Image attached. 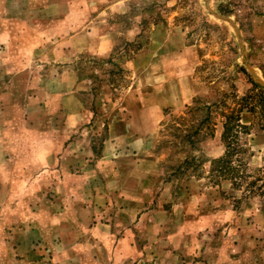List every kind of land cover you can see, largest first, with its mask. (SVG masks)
I'll return each mask as SVG.
<instances>
[{
	"label": "rangeland",
	"instance_id": "1",
	"mask_svg": "<svg viewBox=\"0 0 264 264\" xmlns=\"http://www.w3.org/2000/svg\"><path fill=\"white\" fill-rule=\"evenodd\" d=\"M250 76L264 87V0H0V264H134L138 237L158 263L177 249L181 264H264ZM196 100L222 104L190 112ZM241 108L243 177L215 183L185 161L223 157Z\"/></svg>",
	"mask_w": 264,
	"mask_h": 264
},
{
	"label": "trees",
	"instance_id": "2",
	"mask_svg": "<svg viewBox=\"0 0 264 264\" xmlns=\"http://www.w3.org/2000/svg\"><path fill=\"white\" fill-rule=\"evenodd\" d=\"M241 72H244L247 74L245 68L240 69ZM250 81L253 84V86L258 89L259 96L261 98V101L264 102V87L257 84L250 76ZM201 103L199 100L195 101V106L190 107L189 111H196L201 112L203 110L210 111L213 107H218L219 104H213V105H205V104H199ZM199 104V105H198ZM194 108V109H193ZM245 110V108H241L238 111H232L230 114L225 115V121L223 125V135H222V141L225 144L226 147V153L223 157L219 159H213V160H201L195 156L191 157V159H188L185 161L187 165H192L199 167L203 163H209L211 165V169L209 171L210 176H212V179L215 181V183H219V180L224 179L227 181H231L233 185H237L238 179L243 177V173L241 171V161L238 164L234 163V157H237L238 154H240V149L238 148V142H239V136L242 133H245L248 131V127L242 125L241 123V113ZM251 112V111H250ZM252 112H254V109H252ZM209 118V116L207 117ZM201 124V123H200ZM198 125L193 132H189L187 136V141L191 149H195L196 147V140L193 139V137H196L199 135L202 124ZM177 131L179 130L176 129ZM180 131V130H179ZM198 164V165H196ZM243 166V165H242ZM181 167L178 168V171ZM264 173V170L262 171ZM253 186H256V182H253L250 184V188L252 189ZM263 187H260L259 190H263ZM264 194V191L263 193Z\"/></svg>",
	"mask_w": 264,
	"mask_h": 264
},
{
	"label": "crops",
	"instance_id": "3",
	"mask_svg": "<svg viewBox=\"0 0 264 264\" xmlns=\"http://www.w3.org/2000/svg\"><path fill=\"white\" fill-rule=\"evenodd\" d=\"M121 138H123V140L124 141H126V138H128V136H123V137H117V138H115V139H111V142H113V140H117V141H119ZM129 141H132L131 143H130V145H133V144H139V142H144L143 141V138H141V137H134L133 139H130ZM2 158H5V156L4 155H2ZM3 160H5V159H3ZM62 161H63V156H61L60 157V160H58V164L61 162V164H62ZM1 164H4V162L2 163V162H0ZM6 163H8V160L6 161ZM0 166H2V165H0ZM58 169V166L56 165V167H55V173H57V172H59V169ZM61 169V168H60ZM41 170V169H40ZM9 174H11V172H9ZM112 174H114V176L115 177H117L118 179H119V177H120V171L119 170H116V171H114ZM110 181H114V183L113 182H110V184L108 185V187H107V191H108V193H109V195L111 194V192H113L114 190H116V188H120V187H118L117 186V181H116V179H114V180H110ZM85 211H88V212H91V218H92V220L94 219V216H95V212H96V207L94 206L93 207V205H90L88 208H87V210H84V212ZM161 213V212H160ZM147 216H149V215H147ZM147 216H143L142 218H144V217H147ZM161 217V216H160ZM142 218H141V220H142ZM161 218H166L165 216L163 217H161ZM156 219V218H155ZM154 219V217L153 218H150L148 221L149 222H151V225H150V227H152L153 228V225L152 224H154L155 225V222H156V220ZM143 221V220H142ZM154 222V223H153ZM159 224V222H157V225ZM101 225V224H100ZM157 225H156V227H157ZM103 226H104V228L105 229H103ZM101 225V227H99V226H97V228L95 229V230H102L104 233H105V231H106V233L104 234V239H110V241L113 239L112 237H115L113 234H112V228H111V226H108V225H106V223H105V225ZM146 230L147 229H149V227L148 226H146V228H145ZM94 230V231H95ZM99 232V231H98ZM96 236L98 235V234H95ZM129 237L127 236L126 237V239H123V238H121V240H120V243H119V240H118V243H119V245H122L123 244V246L126 248L125 250H124V252H121V250H120V246L117 248V251H115L116 253V256H117V260L118 261H120V256H122V253L124 254V256H122V258H125V252L126 253H129V252H131V248H132V243H131V245H130V248L127 246V244H128V242L130 243V241H129ZM133 238H131L130 240H132ZM116 240H117V238H116ZM133 240H135V238L133 239ZM127 243V244H126ZM134 245H135V248L137 247V243L135 242L134 243ZM142 245L143 244H140V239H139V237H138V262H137V259L135 258V260H134V264H146V263H148V264H174V261H177V260H179L180 261V264H181V260H180V254H178V252H177V249H173V250H170V251H168V252H166V259L167 260H169L170 262H166V263H158V261H159V259L157 258L158 257V255H156V253H153V251H149L148 249H154L155 247L153 246V242H150V244H148V245H146V246H143L142 247ZM127 247L129 248V249H127ZM109 252H110V250L109 249H107ZM135 250V252L137 251V249H134ZM103 251V250H102Z\"/></svg>",
	"mask_w": 264,
	"mask_h": 264
}]
</instances>
